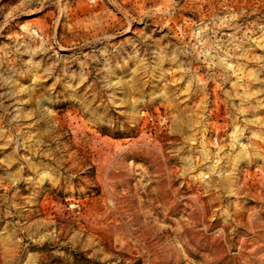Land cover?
I'll use <instances>...</instances> for the list:
<instances>
[{
    "label": "rangeland",
    "instance_id": "374dc122",
    "mask_svg": "<svg viewBox=\"0 0 264 264\" xmlns=\"http://www.w3.org/2000/svg\"><path fill=\"white\" fill-rule=\"evenodd\" d=\"M0 264H264V0H0Z\"/></svg>",
    "mask_w": 264,
    "mask_h": 264
}]
</instances>
